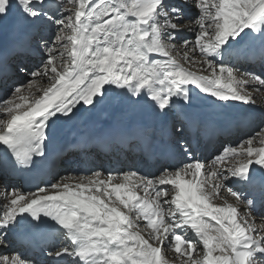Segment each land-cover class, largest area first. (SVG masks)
I'll use <instances>...</instances> for the list:
<instances>
[{
	"label": "snow or ice",
	"instance_id": "snow-or-ice-1",
	"mask_svg": "<svg viewBox=\"0 0 264 264\" xmlns=\"http://www.w3.org/2000/svg\"><path fill=\"white\" fill-rule=\"evenodd\" d=\"M256 94L264 0H0V264H264Z\"/></svg>",
	"mask_w": 264,
	"mask_h": 264
},
{
	"label": "bare ground",
	"instance_id": "bare-ground-1",
	"mask_svg": "<svg viewBox=\"0 0 264 264\" xmlns=\"http://www.w3.org/2000/svg\"><path fill=\"white\" fill-rule=\"evenodd\" d=\"M188 33H190V32H187V33H185V35H188ZM198 67V66H197ZM192 70H196V67H193V69ZM260 95L261 94H256V99H257V104L258 105H263L264 104V101L262 100V99H260ZM258 114V113H257ZM2 182H0V191L3 193L4 192V189L2 188V184H1ZM1 206V205H0Z\"/></svg>",
	"mask_w": 264,
	"mask_h": 264
}]
</instances>
